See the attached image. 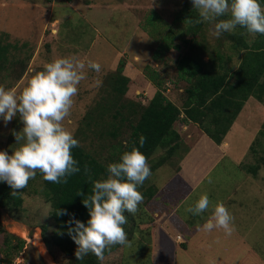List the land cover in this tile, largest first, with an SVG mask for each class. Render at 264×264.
<instances>
[{
    "label": "rangeland",
    "instance_id": "1",
    "mask_svg": "<svg viewBox=\"0 0 264 264\" xmlns=\"http://www.w3.org/2000/svg\"><path fill=\"white\" fill-rule=\"evenodd\" d=\"M213 1L0 0V38L17 45V48H11L9 68L0 71L2 169L19 182L32 185L29 193L24 194L26 209L22 212L10 213L0 205V225L26 242L27 239L32 242L14 257V264H50L48 254L58 264H70L69 255L54 244L48 245L45 240L52 235L55 225L51 203L40 191L43 188L40 169L46 160L44 151L51 139L57 141L58 132H51L53 126L75 138L103 161L110 156L113 143L126 142L130 127L121 118L107 114L104 123L94 125L93 129L98 127L97 134L88 128L87 122L94 111L105 107L103 101L113 90L121 58L126 61L124 73L131 78L125 101L134 99L148 103L154 96L157 87L153 83V86L147 85L149 79L145 74L146 65L151 64V67L163 70L162 76L167 77L166 94L181 103L182 89L187 86V81L178 77L176 58L180 51L175 45L183 44L181 30L185 25L177 16L186 4L191 3L206 19L212 18L206 38L202 40L206 39L210 50L221 49L226 57L230 56L229 65H238L241 52L235 51L229 36L220 29L221 20L216 17ZM261 9L264 11V6ZM224 20L229 28L232 27L228 20L233 17ZM185 50L183 47L182 51ZM155 54H158L156 60ZM204 55L208 59V55ZM248 101L251 104L246 109L250 111L246 110L240 116L239 122L244 125H237L234 134L231 133L232 141L229 139V142L233 145L229 150L222 151L217 147L213 151L214 141L208 136H200L203 129L197 124L190 126L193 137L200 140L192 137L194 142L183 164L184 173L178 179V187L172 181L165 187L170 190L167 196L174 207H170L162 196L165 191L159 194L164 204L156 198L146 204L138 192L130 193L131 201L126 209L137 220L140 221V214L149 209V216L163 219L172 230L173 220L169 219V213L183 226L188 225L189 231L195 232L199 228L203 242L200 249L193 247L195 235L187 240L185 232L181 237L174 228L177 242L186 241L190 249L193 248L192 252H187L179 244L181 247L171 254L177 264H264V166L256 176L243 167V164L260 163L257 158L263 153L264 138H261L263 145L259 154V151L254 154L251 145L264 121V102L254 96ZM178 125L180 122L177 128ZM114 128H118L117 136L108 132L101 134L105 129ZM187 129L188 125L181 128ZM260 146L257 144V150ZM184 150L183 147L171 156L157 150L146 163L149 174L145 186H162L180 158L187 155ZM160 159L163 164L158 163ZM203 171H206L203 183L191 190L197 175ZM124 203L120 201L119 206H125ZM243 210L244 221H241L236 214L241 215ZM231 215L232 224L227 227L222 221ZM133 225L128 218L127 232L117 233L118 237L112 238L116 242L124 239V242L104 256L102 264H153V251L155 255L159 246L155 223ZM238 233L244 236L243 240L238 238ZM217 242H221V248ZM219 248L224 260L204 258L207 253L217 254ZM160 262L170 263L155 260L154 264Z\"/></svg>",
    "mask_w": 264,
    "mask_h": 264
},
{
    "label": "trees",
    "instance_id": "2",
    "mask_svg": "<svg viewBox=\"0 0 264 264\" xmlns=\"http://www.w3.org/2000/svg\"><path fill=\"white\" fill-rule=\"evenodd\" d=\"M213 5L216 17L221 20L220 29L229 36L235 51L241 52L237 66L229 65L231 57H226L221 49L210 50L206 39L202 40L206 38L212 18L206 19L197 6L189 3L177 16L185 25L181 30L183 44L175 45L180 51L176 58L178 77L187 81L181 103L166 94L167 77L162 76L163 70L151 64L146 65L145 74L157 87L154 96L148 103L134 99L125 101L131 78L124 73L126 61L121 58L113 90L103 101L105 107L94 111L87 122L88 128L97 134L98 127H93L104 123L107 114L121 118L130 127L126 142L113 143L110 156L103 161L75 138L57 127L51 128L52 133L58 132V137L57 141L54 138L46 143L40 191L51 203L55 229L45 240L69 255L70 264H102V258L124 242V239L116 242L112 238H117V233L127 232L128 218L134 225L155 220L149 216V209L137 220L128 213L126 205L131 201L130 193L138 192L139 198L147 204L158 191L153 184L145 186L149 174L146 163L157 150L171 156L184 147L188 154L193 140H200L190 131V126L196 124L215 144H221L252 96L264 102V11L261 9L264 0H215ZM152 16L157 18L156 14ZM229 17H233L228 20L230 28L223 22ZM3 40L0 38V71L9 68L11 48H17L15 43ZM205 53L208 59L204 58ZM154 59H158V54ZM183 124L188 125L187 130H181ZM111 126L114 125L111 123ZM107 132L113 136L119 134L118 128L105 129L101 134ZM261 138H264V121L251 145L254 154L262 151ZM257 144L261 145L259 150ZM257 159L258 164H243L254 176L264 166V150ZM158 163L163 164V160ZM29 184L19 182L2 169L0 151V205L10 213L25 210L24 194L29 193L32 186ZM120 201H125V206H119ZM26 244L25 239L0 225V260L4 264H12ZM181 245L186 248L187 242Z\"/></svg>",
    "mask_w": 264,
    "mask_h": 264
},
{
    "label": "crops",
    "instance_id": "3",
    "mask_svg": "<svg viewBox=\"0 0 264 264\" xmlns=\"http://www.w3.org/2000/svg\"><path fill=\"white\" fill-rule=\"evenodd\" d=\"M148 81L149 82L147 83V85L150 87V84L152 82H150V80H148ZM151 86H153V85L151 84ZM248 104L250 105L251 102L248 101V103L245 104L242 112L240 113V115L238 116V118L236 119V121L233 123L232 128L229 131L230 133H228V135L225 137L224 141L221 144H215V142H214V144H213V151H216V148L217 147H220L222 151L225 150V149L229 150L230 147L233 145V144L230 145L233 142L230 143L229 142V139H231V141H232V134H234V131H235L237 125H241V126L244 125V124L240 123L239 120L241 118L240 116H243L244 112L247 110L246 107L248 106ZM247 111H250V110H247ZM201 135L208 136L207 134L202 133L200 131V136ZM252 138H253V136H252ZM187 156L189 157V154H187L184 158H182L180 160L179 164L176 166V168H174L172 170L171 174H169L168 178L166 179V182L162 186L160 185L158 187V186H156L154 184L157 187L158 191L156 192V194L153 197V199L156 198L157 200H160V202L162 203L161 198L159 197V194L161 192L165 191L166 193L164 195H162V196L165 197L166 198V201L169 203L170 197L167 196V192L170 191V190H168L165 187L170 183V181H172V184H175L178 187V179L184 173L183 164L187 160ZM210 161H212V160H210ZM195 172L197 173L198 172V169H196ZM205 174H206V171H203L202 173H200L199 175H197L198 176V179L194 182V187L192 186V188H190V187L189 188L191 190H193L195 187L199 188L201 186L200 183L204 179L203 177H204ZM189 176H190L189 173H187V176L186 177L189 178ZM163 189H165V190H163ZM190 191H188L187 194H189ZM162 204H164V203H162ZM169 205H170V207H174V205H172L170 203H169ZM176 211H178V210H176ZM236 215H237V219H240L241 221H244V217H243L244 216V210H243V213L241 215H239V216H238V214H236ZM168 217H169L170 220H173L172 223H173L174 228L176 227V231L180 232L181 234H182V232H185V234H186L185 237L187 238V240H190L192 238V234L195 235L193 237V239H192L193 247H194V249H200V244L203 243V242L201 241V236L198 234L199 228H196L197 230L195 232H192L191 230L189 231L188 225L186 224L187 226H185V225L183 226V223H181V221L174 220V216H172L171 213H169ZM231 219H232V215L229 218L225 217L224 221H222V222H225L227 227H231V225H230V224H232ZM153 223H155V227H154L155 228V235H156V240L158 241V245H159L156 248L155 255H154V251L152 250L153 251V257H154V259L155 260H166L168 262L170 261V263H167V264H175V263L177 264V262L175 261L176 258L173 257L171 254L173 252H177V249L180 248L181 246L179 245L180 243L177 242L176 237L174 236V228H173V230L171 228H169V226L166 224V222L164 223L163 219H161V220L159 219L158 220V219L155 218V220L153 221ZM237 223H238V221H237ZM159 226L161 227V229H158ZM208 226H210V225H208ZM151 228H152L151 229L152 232L154 233V228L153 227H151ZM235 228L237 229L236 225H235ZM207 231H208V229H207ZM247 232H249V230ZM208 233H209V235H211V236L214 237V234L211 231L210 232L208 231ZM215 233H217V231ZM241 233H238L237 236H238V238H242V240H243L244 236L242 235L243 233L242 234ZM175 235L177 236V234H175ZM219 235H221V234L219 233ZM217 244L221 248V242H217ZM186 246L187 247L185 249H187V252H189V251L192 252V249L193 248L190 249V247H191L190 244H187ZM220 248H219V252L217 254L207 253L204 258L206 260H211V261H213V260H216V261L217 260L218 261L219 260H224L221 257ZM159 264H164V263L160 262Z\"/></svg>",
    "mask_w": 264,
    "mask_h": 264
},
{
    "label": "bare ground",
    "instance_id": "4",
    "mask_svg": "<svg viewBox=\"0 0 264 264\" xmlns=\"http://www.w3.org/2000/svg\"><path fill=\"white\" fill-rule=\"evenodd\" d=\"M47 258H48L50 264H58V263L53 259V257L50 256L49 254L47 255Z\"/></svg>",
    "mask_w": 264,
    "mask_h": 264
},
{
    "label": "clouds",
    "instance_id": "5",
    "mask_svg": "<svg viewBox=\"0 0 264 264\" xmlns=\"http://www.w3.org/2000/svg\"><path fill=\"white\" fill-rule=\"evenodd\" d=\"M184 125H187V124H183V126H184ZM176 237H177V236H176ZM181 237H184V236L182 235ZM27 240H28V239H27ZM26 243L29 244V243H32V242H31V240L29 239ZM179 243L181 244V243H183V242H179ZM34 244H35V243H34ZM51 256H52V255H51ZM52 257H53V256H52ZM54 260H55V259H54ZM55 261H56V260H55Z\"/></svg>",
    "mask_w": 264,
    "mask_h": 264
},
{
    "label": "built area",
    "instance_id": "6",
    "mask_svg": "<svg viewBox=\"0 0 264 264\" xmlns=\"http://www.w3.org/2000/svg\"><path fill=\"white\" fill-rule=\"evenodd\" d=\"M29 240V239H28ZM0 264H4L1 260H0ZM12 264H14V263H12Z\"/></svg>",
    "mask_w": 264,
    "mask_h": 264
}]
</instances>
